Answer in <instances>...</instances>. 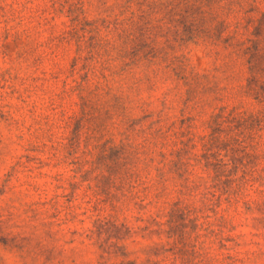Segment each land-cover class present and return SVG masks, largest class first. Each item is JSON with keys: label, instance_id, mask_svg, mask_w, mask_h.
Masks as SVG:
<instances>
[{"label": "rangeland", "instance_id": "374dc122", "mask_svg": "<svg viewBox=\"0 0 264 264\" xmlns=\"http://www.w3.org/2000/svg\"><path fill=\"white\" fill-rule=\"evenodd\" d=\"M77 1L0 0V264H264V112L234 123L218 93L247 68L202 44L171 53L187 55L186 80L170 60L151 81L121 74L91 43L126 0ZM150 126L153 161L123 159Z\"/></svg>", "mask_w": 264, "mask_h": 264}, {"label": "trees", "instance_id": "16d2710c", "mask_svg": "<svg viewBox=\"0 0 264 264\" xmlns=\"http://www.w3.org/2000/svg\"><path fill=\"white\" fill-rule=\"evenodd\" d=\"M80 4L78 0L75 5L78 11L83 12ZM124 4L125 9L113 21H107L106 34L100 38L92 35L93 52L96 49L100 57L106 55L109 60L122 59L121 74L136 73L135 68L143 67L148 81L167 72L160 66L170 60L164 68H171L177 75V70L181 69V79L186 80L187 55L181 54V64H177L178 57L171 56L177 46L181 49L202 44L221 47L227 53L225 58L229 69L240 64L247 68L249 74L244 84L232 88L226 85L218 91L236 103L230 110L232 122L247 125L255 117L261 118L264 110L255 114L243 107L244 102L251 98L264 103V0H126ZM125 12H128L126 17ZM219 15L222 19L214 27L216 31L205 33L203 22ZM71 36V30L66 29L54 36L53 41L60 46L70 43ZM22 38V33L6 27L5 41H20ZM227 78L236 76L228 75ZM189 91L196 93L193 84ZM82 98L84 106H87L88 99ZM217 132L214 130L210 134L213 144L219 141ZM142 133L139 146H128V150L125 145L121 147L123 159L153 161L161 133L153 131L152 126L148 130L143 129Z\"/></svg>", "mask_w": 264, "mask_h": 264}]
</instances>
